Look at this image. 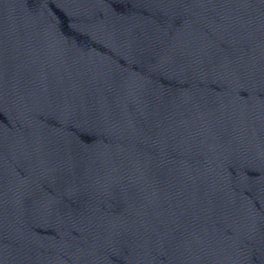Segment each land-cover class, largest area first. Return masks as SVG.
Listing matches in <instances>:
<instances>
[{
    "label": "water",
    "instance_id": "obj_1",
    "mask_svg": "<svg viewBox=\"0 0 264 264\" xmlns=\"http://www.w3.org/2000/svg\"><path fill=\"white\" fill-rule=\"evenodd\" d=\"M0 264H264V0H0Z\"/></svg>",
    "mask_w": 264,
    "mask_h": 264
}]
</instances>
